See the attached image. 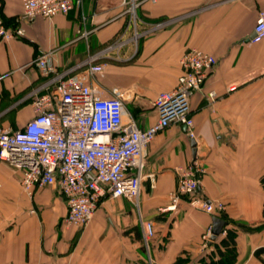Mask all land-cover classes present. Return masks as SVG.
<instances>
[{
	"label": "crops",
	"instance_id": "0c3cea01",
	"mask_svg": "<svg viewBox=\"0 0 264 264\" xmlns=\"http://www.w3.org/2000/svg\"><path fill=\"white\" fill-rule=\"evenodd\" d=\"M21 9L22 0H0L8 26L19 23ZM261 9L264 0L144 2L137 27L148 31L136 50L128 43L118 56H100L95 61L106 66L95 77L83 61L119 34L130 35L119 0H80L65 14L25 23L24 37L0 42V126L13 129L33 115L32 91L43 78L32 60L41 52L53 51L58 70L74 68L107 94L117 88L139 128L156 120L153 100L175 87L188 48L213 55L203 88L190 97V115L195 156L204 168L198 195L221 202L226 221L205 247L212 217L222 213L206 212L188 194L166 208L176 191V169L193 158L185 125L172 123L147 147L138 207L125 197H105L84 226L63 222L66 203L57 187L29 193L20 173L0 161V264H223L216 244L227 230L234 239L230 264H264V37L249 40ZM140 219L155 225L148 247Z\"/></svg>",
	"mask_w": 264,
	"mask_h": 264
},
{
	"label": "built area",
	"instance_id": "2783aa9c",
	"mask_svg": "<svg viewBox=\"0 0 264 264\" xmlns=\"http://www.w3.org/2000/svg\"><path fill=\"white\" fill-rule=\"evenodd\" d=\"M80 0H22L19 23L8 26L0 18V42L25 36L24 24L36 17L50 18L69 12ZM128 17L124 33L119 34L100 52L89 55L83 64L87 74L102 73L106 63L95 61L100 56H111L130 43L136 50L138 38L145 31L138 30L137 8L155 0H119ZM165 21L152 23L149 30L163 26ZM264 37V9L259 10L250 41ZM43 81L32 93L33 115L22 126L13 129L0 126V161L20 173L22 188L31 192L36 187H57L66 203L63 222L84 226L92 218L105 197H125L137 207L146 150L155 134L172 123L186 127L193 138V118L190 97L203 88L209 72L216 63L213 55L196 47L188 48L180 57L181 72L171 90L160 91L153 100L156 120L139 128L127 115L125 102L117 88L107 94L103 88L87 83L73 72L74 68L58 70L53 51L37 54L32 60ZM213 100L215 92L207 91ZM178 183L171 195L174 208L180 194L191 195L193 204L206 212L224 213L221 202L199 196V175L204 172L195 156L184 167L177 169ZM146 247L154 235L151 220L140 219ZM205 247H210L211 227L205 235Z\"/></svg>",
	"mask_w": 264,
	"mask_h": 264
},
{
	"label": "trees",
	"instance_id": "16d2710c",
	"mask_svg": "<svg viewBox=\"0 0 264 264\" xmlns=\"http://www.w3.org/2000/svg\"><path fill=\"white\" fill-rule=\"evenodd\" d=\"M261 183L264 188V173L261 176ZM263 216H264V201H263ZM224 249L223 251L219 248ZM219 255L223 264H230L234 259V239L230 230H227L225 237L221 238L220 241L216 244Z\"/></svg>",
	"mask_w": 264,
	"mask_h": 264
},
{
	"label": "water",
	"instance_id": "95a60500",
	"mask_svg": "<svg viewBox=\"0 0 264 264\" xmlns=\"http://www.w3.org/2000/svg\"><path fill=\"white\" fill-rule=\"evenodd\" d=\"M253 36V35H252ZM191 146H193V157H195V141L191 138L190 140ZM224 213L221 216H213L211 222V239L214 240L222 231L223 226L225 225L226 221L222 218Z\"/></svg>",
	"mask_w": 264,
	"mask_h": 264
}]
</instances>
